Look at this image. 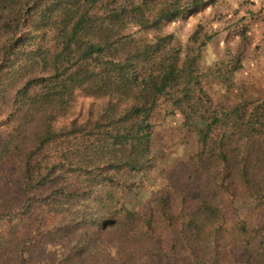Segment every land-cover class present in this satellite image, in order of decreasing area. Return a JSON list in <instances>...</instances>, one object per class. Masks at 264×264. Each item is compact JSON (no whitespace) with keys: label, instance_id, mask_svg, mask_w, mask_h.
Wrapping results in <instances>:
<instances>
[{"label":"trees","instance_id":"obj_1","mask_svg":"<svg viewBox=\"0 0 264 264\" xmlns=\"http://www.w3.org/2000/svg\"><path fill=\"white\" fill-rule=\"evenodd\" d=\"M207 0H0V264H140L157 225L179 226L196 264H264V97H214L238 58L157 30ZM97 100L74 116L77 97ZM182 116L196 148L165 175L154 214L125 198L157 169V115ZM195 197L191 201V195ZM251 203L229 236L223 211ZM175 248L172 252L174 253Z\"/></svg>","mask_w":264,"mask_h":264},{"label":"rangeland","instance_id":"obj_2","mask_svg":"<svg viewBox=\"0 0 264 264\" xmlns=\"http://www.w3.org/2000/svg\"><path fill=\"white\" fill-rule=\"evenodd\" d=\"M198 30L199 37L212 35L211 40L200 49L199 67L208 69L228 55L238 58L237 70L234 71V86L229 91L215 81L210 92L214 97L226 94L235 101L241 96L247 99L264 97V0H207L198 10L185 17H178L171 22H164L157 30H137L130 27L127 32L135 37H148L156 33H172L181 48L197 47L189 36ZM98 102L93 98L79 95L74 116H84ZM182 116L179 112L173 115H157L155 120V151L160 157L157 169L141 184L128 193L125 204L135 211L154 214L153 198L165 185V175L175 169L196 148L195 138L180 130ZM195 193L191 195L193 203ZM251 203L244 195L235 198L233 208L223 211L226 218L228 235L234 234V222L247 215ZM149 254L140 253V264H196L187 253L188 235L179 226L164 228L157 225L154 239L148 242ZM175 248V252L172 250ZM44 247L34 257L41 264H52ZM222 264H237L227 253Z\"/></svg>","mask_w":264,"mask_h":264}]
</instances>
